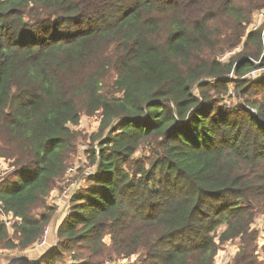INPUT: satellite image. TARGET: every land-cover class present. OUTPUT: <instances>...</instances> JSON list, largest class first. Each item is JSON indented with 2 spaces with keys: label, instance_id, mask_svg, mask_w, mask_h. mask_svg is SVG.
<instances>
[{
  "label": "trees",
  "instance_id": "trees-1",
  "mask_svg": "<svg viewBox=\"0 0 264 264\" xmlns=\"http://www.w3.org/2000/svg\"><path fill=\"white\" fill-rule=\"evenodd\" d=\"M262 9L264 0H0V159L15 169L0 186V218L17 220L21 249L49 226L51 214L33 212L47 211L68 174L71 127L101 116L95 171L57 226L59 246L18 264L63 263V252L83 264H216L235 239V264H256L264 78L259 94L244 90L264 69L249 47L264 51V35L249 30ZM107 79L116 95L104 94ZM231 85L251 96L223 105Z\"/></svg>",
  "mask_w": 264,
  "mask_h": 264
},
{
  "label": "rangeland",
  "instance_id": "rangeland-1",
  "mask_svg": "<svg viewBox=\"0 0 264 264\" xmlns=\"http://www.w3.org/2000/svg\"><path fill=\"white\" fill-rule=\"evenodd\" d=\"M252 20L253 21L249 30L253 32H261L264 35V9L259 10ZM243 43L245 45L246 40H243ZM249 47L254 55L260 57L259 61L255 62L256 66L260 67L264 60V51H259L257 45L249 44ZM242 50V47L229 50L219 57V61L223 64H230L234 61V56L241 53ZM226 78H228L229 81L234 80L233 72ZM263 78L264 69H257L245 76V79L251 80V82L244 91L246 92L250 89L252 92L259 94L261 89H259L256 84ZM104 85V94L116 95V93H114V81L112 79L105 80ZM233 86L234 85L230 86V92L222 101L223 105L233 106L236 104H243L244 96H251L250 93L244 94V91L235 90L236 88H233ZM258 91L259 93H257ZM100 123L101 116L99 113L94 116H87L83 114L79 126L71 127V129L77 134V142L74 152L70 155L68 164V170L70 171H68V174H66L65 177L56 182L54 190L46 199V204L48 206L47 211L40 209L33 212L38 217L43 214H46L47 216L51 214V220L48 226V230L51 231L49 237V247L46 249H38L37 246H33L24 250L21 249L18 240L19 234L16 233V228L14 229L17 220L12 218L7 219L9 237L2 244L0 243V264H18L25 261H38L45 252L50 250V248L59 246L58 244L60 242L56 232L57 226L64 215H69V211L73 205V197L81 193L79 192L80 190L83 189L85 191V189L90 185V177L95 171V167L91 164V158L93 156V152L98 150L99 143L98 141L95 142L94 138L99 131ZM14 172L15 169L12 167V163H10V161L0 159V186H7L6 184L11 186L14 179ZM253 229L254 236L251 242L253 256L250 260H255L256 264H264V216H258ZM105 243L110 245L109 237L105 239ZM240 249V239H235L221 246L216 257V264H235L236 256L239 254ZM63 257V263L59 264H74V261L76 260H79L76 262L77 264H83L84 261L71 252H63ZM72 257L76 259H72ZM92 259L95 260L96 257H93ZM110 260L111 261H108L105 264H137V257L129 259L120 257Z\"/></svg>",
  "mask_w": 264,
  "mask_h": 264
},
{
  "label": "built area",
  "instance_id": "built-area-1",
  "mask_svg": "<svg viewBox=\"0 0 264 264\" xmlns=\"http://www.w3.org/2000/svg\"><path fill=\"white\" fill-rule=\"evenodd\" d=\"M70 171V170H68ZM13 216L11 215H5V214H2L1 218H0V224L1 223H4L8 226V220L7 219H10L12 218ZM49 228H47V230L45 231V234L43 236V239L41 241V243H39V245H37V247L39 249H42V248H47L49 247V237H50V234H51V231L48 230Z\"/></svg>",
  "mask_w": 264,
  "mask_h": 264
}]
</instances>
